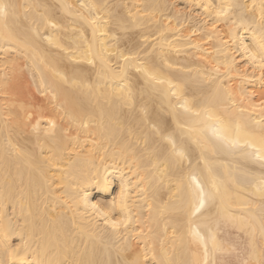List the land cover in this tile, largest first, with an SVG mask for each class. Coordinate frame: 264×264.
I'll list each match as a JSON object with an SVG mask.
<instances>
[{
    "label": "bare ground",
    "instance_id": "6f19581e",
    "mask_svg": "<svg viewBox=\"0 0 264 264\" xmlns=\"http://www.w3.org/2000/svg\"><path fill=\"white\" fill-rule=\"evenodd\" d=\"M0 4V264H264V0Z\"/></svg>",
    "mask_w": 264,
    "mask_h": 264
},
{
    "label": "clouds",
    "instance_id": "9594fccd",
    "mask_svg": "<svg viewBox=\"0 0 264 264\" xmlns=\"http://www.w3.org/2000/svg\"><path fill=\"white\" fill-rule=\"evenodd\" d=\"M202 4H206L207 10L210 14H215L218 17H227L232 14L236 7V0H217L214 4L212 0H201ZM264 55V49H261ZM87 203V201H85Z\"/></svg>",
    "mask_w": 264,
    "mask_h": 264
},
{
    "label": "snow or ice",
    "instance_id": "6c2138e0",
    "mask_svg": "<svg viewBox=\"0 0 264 264\" xmlns=\"http://www.w3.org/2000/svg\"><path fill=\"white\" fill-rule=\"evenodd\" d=\"M5 8H6V6L4 4H0V15H6ZM262 67H264V65H262ZM181 155H182V153H181ZM201 192H202V190H201ZM199 205H200V207H203V205H204V200L202 198L199 199ZM195 210L199 211V208H196ZM114 227H115V225H114Z\"/></svg>",
    "mask_w": 264,
    "mask_h": 264
}]
</instances>
